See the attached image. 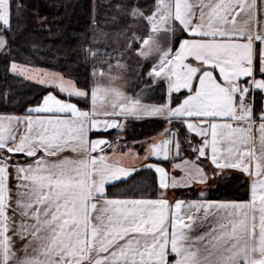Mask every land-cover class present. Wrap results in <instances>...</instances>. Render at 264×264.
Listing matches in <instances>:
<instances>
[{"label": "snow or ice", "instance_id": "snow-or-ice-1", "mask_svg": "<svg viewBox=\"0 0 264 264\" xmlns=\"http://www.w3.org/2000/svg\"><path fill=\"white\" fill-rule=\"evenodd\" d=\"M112 7L123 50L90 45L85 58H115L121 71L125 57L145 61L138 93L102 86L95 66L81 85L18 61L8 34L25 5L0 0L5 75L46 91L22 113H0V264H264V0ZM149 92L156 102L143 101ZM129 119L157 121L162 131L122 143ZM110 130L114 141L104 138ZM140 171L155 174L150 192L133 185L131 195L110 197L108 185ZM237 175L248 199H207L211 182ZM198 185L196 199L168 198Z\"/></svg>", "mask_w": 264, "mask_h": 264}, {"label": "trees", "instance_id": "trees-1", "mask_svg": "<svg viewBox=\"0 0 264 264\" xmlns=\"http://www.w3.org/2000/svg\"><path fill=\"white\" fill-rule=\"evenodd\" d=\"M116 0H22L25 9L19 19L14 17L13 32L9 33L13 53L20 62H29L34 66L57 71L66 78L77 80L81 85L86 79V71L92 66L87 61L80 63V52L91 45L93 34L100 36L106 30V23H114L112 17ZM144 4H152L154 0H140ZM95 18V24L93 19ZM99 40V38L97 39ZM27 82V83H26ZM31 81L5 75V58L0 56V113H22L28 105H35L46 91L38 85L37 92L30 93L25 86ZM37 85V84H36ZM140 88L144 87L139 84ZM138 86V87H139ZM16 88L18 93H7L8 89ZM26 89L25 91H19ZM139 91V90H138ZM12 92V91H10ZM5 93L7 97L5 98ZM137 93V92H135ZM153 92L145 93L143 101L150 103ZM257 103L260 96L256 97ZM81 108L86 107L83 101L73 99ZM126 131L121 133L122 143L132 145L134 141L142 142L146 138L157 136L162 126L157 121L129 119ZM105 134L106 139L116 140L117 130ZM93 137H96L93 135ZM139 148V144L136 145ZM127 149L123 148L122 150ZM140 149V148H139ZM110 152V149H106ZM144 172V173H143ZM147 171H141L128 179L126 183L109 186L111 196L131 195L132 186L148 188L154 184L155 178ZM243 177L236 176L227 180H216L215 187L207 193L208 199L217 200H246L247 185H242ZM178 197H193L194 190H178ZM195 194V195H194Z\"/></svg>", "mask_w": 264, "mask_h": 264}, {"label": "rangeland", "instance_id": "rangeland-1", "mask_svg": "<svg viewBox=\"0 0 264 264\" xmlns=\"http://www.w3.org/2000/svg\"><path fill=\"white\" fill-rule=\"evenodd\" d=\"M114 15H117L115 9H114ZM119 19V17H118ZM107 29L104 30L103 32L106 33V36L101 37L98 36L97 38H99V40H96V42L94 43L93 41L91 42V46L94 49H98L101 53L103 52H113L114 49L116 48H120L121 50H123V48L121 47L124 43L123 37L118 36L117 32L120 31L122 25L121 24H117V23H111V24H105L104 25ZM87 48V47H86ZM80 63L82 64L83 60L84 62L87 61L88 64L90 66H92L88 71H86V79L83 81L84 83L86 81H90L91 79V73L93 71V67L95 66L98 73L99 71L102 70L105 72V75L103 77H99V79L101 80L102 86L104 87H111V88H117L119 90H121L122 92H129L131 94L135 93V92H139L140 91V82L137 78V74L141 71V68L143 67V64L146 63L143 60H140L139 64H137V59H132L130 57H125L124 58V63H126L128 65L127 69L124 71H121L120 69H116L115 68V64H116V59L112 58L111 60H109V57L107 56H97L94 60L89 56L87 59L85 58V52L81 51L80 52ZM132 56H135V54L133 53ZM112 63L113 65V70L109 73L107 65L108 63ZM83 65V64H82ZM112 77H116L115 79H113ZM27 83V82H26ZM29 86L23 85L26 87V89L34 94L35 92L38 93L39 90H37L38 85H36L35 83H28ZM139 86V87H138ZM144 88V87H142ZM26 89H20L19 91H25ZM26 90V91H27ZM139 90V91H138ZM12 91V92H10ZM18 89L16 88H11L8 89L7 93H12V94H16ZM158 96V92H153V95L151 96L152 100L153 97ZM154 101H151L150 103H153Z\"/></svg>", "mask_w": 264, "mask_h": 264}, {"label": "crops", "instance_id": "crops-1", "mask_svg": "<svg viewBox=\"0 0 264 264\" xmlns=\"http://www.w3.org/2000/svg\"><path fill=\"white\" fill-rule=\"evenodd\" d=\"M124 93H126V94H131V93H129V92H124ZM257 96H259V95H257ZM40 100H42V98L40 99ZM110 131H113V130H110ZM96 137H93V139H95ZM103 147V146H102ZM185 147H187L186 145H185ZM135 150H137V151H140V155H143V152H142V150H140L139 148H135ZM106 151V150H105ZM122 151H124V152H127L128 151V148L127 149H124V150H122ZM106 154L108 155V156H112V151H110V152H108V151H106ZM65 155H71L70 153H65ZM135 164V166L137 167V168H139L140 167V161H132V160H125V161H123V164L124 165H132V164ZM166 168H168V170L169 171H171V166L170 165H168V164H165L164 165ZM141 172V171H140ZM144 173V172H143ZM148 173H150L151 174V177H152V175H153V177L155 178V174L154 173H152V172H147V174ZM147 174H145V175H147ZM134 175H136V174H134ZM133 175V176H134ZM132 176V177H133ZM131 177V178H132ZM117 183H120V182H117ZM215 183H216V181H213V182H211L206 188H204V190H205V192H206V195H207V193H208V191L210 190V189H213L215 186ZM109 186H111V185H108L107 186V189H108V187ZM204 186H197V187H195V188H193L192 190H194L195 191V196H193V197H178L175 193H173L172 191H169L168 192V198H169V200H172V199H174V198H184V199H196L197 198V195H198V192L200 191V189L201 188H203ZM183 190V189H182ZM110 197H112V198H119V197H121V196H116V195H114V196H111L110 195ZM207 199H208V195H207ZM247 199H248V197H247ZM209 200H214V201H221V202H227V201H238V200H217V199H209ZM240 201V200H239ZM23 241H20V240H17L16 241V250H17V253H18V255H23V251H22V249H23Z\"/></svg>", "mask_w": 264, "mask_h": 264}]
</instances>
